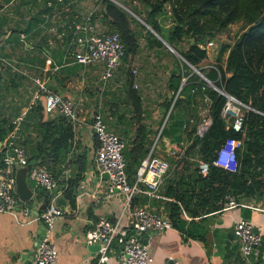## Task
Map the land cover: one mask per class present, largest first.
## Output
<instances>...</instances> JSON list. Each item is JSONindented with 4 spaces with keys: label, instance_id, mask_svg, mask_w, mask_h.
Instances as JSON below:
<instances>
[{
    "label": "crops",
    "instance_id": "obj_1",
    "mask_svg": "<svg viewBox=\"0 0 264 264\" xmlns=\"http://www.w3.org/2000/svg\"><path fill=\"white\" fill-rule=\"evenodd\" d=\"M6 2L7 0H3L4 8H0V34L7 27L10 28V33L6 38L0 36V55L13 57L19 64L28 67L35 75L46 77L49 88L78 100L79 115L85 117V120L81 121L74 130L70 147L64 157L56 165L49 163L51 166L49 170L57 177L56 184L51 188H44L40 185H34L28 177V185L32 190L31 196L25 201H20L19 205H16L11 211H0V264H26L29 261L33 254L36 239L41 236L44 230L40 208L44 201L50 200L63 210L62 214L54 219L51 234V239L57 248L58 263L93 264L97 255V248L91 243L85 242L84 232L101 216L115 219L120 213L123 196L117 189L109 193L106 180L100 177V171L93 164L92 157L96 136H94L89 125L90 114L93 109H98L107 127L123 138L125 142L123 155L125 165H127L126 173L128 179L132 180L136 166L141 159L136 153L137 150L140 146L148 149L154 138L152 137V131L156 127L154 120L160 116V104L157 102L161 98H157L159 101H156L155 97L151 95L153 88L145 85L144 87L141 86L140 89L137 80L138 87L134 88L140 96L138 113L141 116H139L134 113L131 99L125 93L124 79L127 75L126 72L129 71L126 60L129 57L121 59L112 76H110L105 89L102 85L104 81L100 76V64H81L73 60L67 48L69 32L72 28L67 24L70 23L71 18L80 19L88 14L90 9L85 10V0L75 2L76 7L73 8V5L70 10H67V18L60 17L67 24L57 32L48 29V24L46 26L41 25L42 22H45L43 21V13L47 10L43 0H30V5L33 4L32 6L28 4L29 10L23 9L25 4H16L17 1L10 4H6ZM135 3L139 5L137 2ZM102 9V4H98V1L95 0V9L92 13L93 20H99L100 17L101 21L105 22L101 16ZM145 26L150 28L147 24ZM20 29L26 31L27 40L24 43L19 41L17 36V31ZM135 32L138 35V42L141 41L140 46L144 52L146 51L148 54L154 52L161 55V58H170L169 52L164 47L149 43L145 39L143 30L141 32L136 30ZM153 34L162 39L154 30ZM161 61L167 62L161 59L156 66L150 68L149 73L156 70L161 72V68L167 73V69L171 67L164 68L160 64ZM10 69L8 65L0 62V87L4 88L0 90V120L10 119L29 102L31 97L30 95L23 105V99H21L16 88H14L13 94L9 93L8 87L10 85L18 86L23 79V76ZM170 74L167 79L168 86ZM180 84L181 78L177 88ZM156 88L159 90L160 87ZM177 88L175 90L170 88L173 95ZM163 89L161 88L160 91ZM32 90H35V85ZM190 93L193 94L191 91ZM200 99L204 101L202 97ZM165 100L160 103L165 105ZM188 101L191 104L189 110L180 115L184 118L188 116L193 118L191 114L195 115V111L192 109L196 108L198 103L194 95H189ZM169 105L166 108L164 106L165 118L156 128L155 132L158 136L162 127L167 126V115L172 107L169 108ZM146 106L152 108L150 112L145 111ZM54 116L55 114L48 113L44 115V117ZM182 123L180 126L182 138L180 140L184 141V145L180 143V140H177L179 146H176V141L172 140V136H176L179 132L176 126L172 125L170 128H166L167 133L163 132L160 136L161 150H158V154L171 162L172 172L178 170L179 167L175 163L181 157L186 156L193 159L194 166L197 163L196 158L199 157L196 145L193 151L197 153L195 158L192 157L191 153L185 154L186 132L189 128L184 130ZM140 124L143 126L141 138H139L140 134L136 133L137 126ZM193 132L195 131L192 130L191 134ZM37 136L30 126L26 127L22 122L19 135L22 144L28 137L34 139ZM24 144L27 149V143ZM134 144H136V148L134 152L130 153ZM3 148V139H0V151ZM173 149L174 152H172ZM179 150L180 156L177 155ZM75 152L83 154L86 166L76 181L72 191L73 195L69 197L63 193L61 188L62 183L65 184L62 178V165H68L66 171L69 176L72 164L77 163L72 161ZM26 153L29 155L28 150ZM171 177L165 176L155 193H150L144 186H141L140 191L133 195L132 203L145 205L168 215L170 202L173 198L171 194L165 193V188ZM240 200L243 204L220 210H210L197 216L188 214L180 207L183 216L177 225L169 226L160 232L143 230L140 236L154 259L158 260L171 255L179 264H264V199L260 196L248 195L243 196ZM22 205L29 207L25 216H22L21 208H19ZM239 217L249 219L253 229L261 233L262 241L256 257L245 256L239 249V241L232 231V225ZM128 219V213H122L119 216V224L126 225ZM117 251L116 243L113 242L109 247L108 257L100 264H120Z\"/></svg>",
    "mask_w": 264,
    "mask_h": 264
},
{
    "label": "trees",
    "instance_id": "obj_2",
    "mask_svg": "<svg viewBox=\"0 0 264 264\" xmlns=\"http://www.w3.org/2000/svg\"><path fill=\"white\" fill-rule=\"evenodd\" d=\"M117 1L100 0L103 8L101 16L109 28L119 33L124 46L123 59L132 56L139 45L138 35L132 23L143 30V35L149 43L163 45L162 40L153 34L151 28L183 56L185 59H182L183 61L197 68L205 53L204 48L199 44L205 40L206 36L213 35L216 30H224L230 22L235 20H242L244 25L232 43L221 45L220 52L223 48L228 49L224 65L217 64L215 69L210 68L205 71L210 79L217 77L218 72V84L226 92L250 106L243 112V136L231 127H226L220 116L225 96L207 87L206 91L211 100L208 109L211 121L201 135L197 132L191 134L195 127L189 128L186 132L188 142L184 151L188 155L197 145L199 157L208 161V169L206 174L199 173L196 166L190 167L186 156L175 163L180 171L172 172L171 169L169 176L172 177L169 180L166 178L168 184L165 193L171 194L173 198L168 211V217L173 226L177 225L183 216L180 207L188 214L197 216L210 210H220L225 201V194H231L236 200L248 195L260 196L264 199V0ZM27 2L30 0H18L16 4L28 6ZM128 9L137 14L141 21L131 15ZM160 14L170 19L169 26L162 25L159 19ZM69 35L71 36L70 32ZM187 37L191 38L187 46L183 49L178 48L181 41ZM180 78L179 73L172 72L169 87L175 90ZM131 80L129 73L124 79L125 93L130 97L135 109L139 111L140 96ZM191 85L192 82L189 81L181 86L167 115L168 125L162 127L159 133L161 136L163 132L167 133L170 126H176L179 132L176 136H172L176 146H179L177 140L182 138L180 126L184 119V116L180 115L183 113L180 105L189 102V95H193L189 91ZM169 103V99L165 100V108ZM46 113L40 99L28 109L23 122L38 136L34 139L28 137L23 145L26 152L27 150L29 152L27 155L29 164L31 161V164H41L50 169V164L56 165L66 154L73 137V130L64 115L55 114L54 117H44ZM11 126L10 119L0 120V139L4 138ZM142 127L140 124L136 129V133L140 134L139 138L142 137ZM230 134L241 138V145L235 152L234 169L222 168L210 162L214 149ZM95 141L94 147L97 146L96 137ZM24 143H27V149ZM135 148L136 144L130 153L134 152ZM146 151L147 147L140 146L136 153L142 158ZM72 161L77 163L72 164L71 173L66 177L67 179H64L65 184L61 185L63 193L69 197L73 195L76 181L86 166L82 153L75 152ZM126 167L127 165L125 170ZM46 203L44 201L40 209Z\"/></svg>",
    "mask_w": 264,
    "mask_h": 264
},
{
    "label": "built area",
    "instance_id": "obj_3",
    "mask_svg": "<svg viewBox=\"0 0 264 264\" xmlns=\"http://www.w3.org/2000/svg\"><path fill=\"white\" fill-rule=\"evenodd\" d=\"M2 1L0 2V8H4ZM15 1L17 0H7L6 4ZM63 1L43 0L47 6V10L43 13V21L46 20L45 17H51L53 10H59V3ZM92 13L93 10L90 9L84 17L72 19L69 24L60 18H54L55 23H47V27L57 32L66 24L70 26L72 29L70 30L71 36L68 38L67 48L73 60L81 64L100 63V76L103 81H106L112 76L114 70L121 62L124 46L119 33L109 28L108 25L99 27L92 19ZM48 19L45 22H48ZM9 29L8 27L5 28L4 32L0 34L1 38H6L9 35ZM17 36L19 41L23 43L27 40L24 29L18 30ZM211 43L212 39L206 38L200 45L206 50V47ZM0 62L8 65L12 69H10L11 71H15L21 76L27 75L31 77L35 84V90L31 93L29 102L10 118L12 126L3 138L4 148L0 154V211H11L20 203L15 190V167L17 165H27V175L34 185L51 188L57 181V177L46 166L28 163L25 147L19 140L21 124L25 120L26 113L31 105L40 99L44 110L48 114L64 115L70 123L73 132L79 123L85 120V117L79 115L78 100L62 95L60 92L49 88L46 77L35 75L26 66L19 64L13 57L0 55ZM193 68L196 69L195 67ZM198 69L196 71L200 72ZM136 71V67H132L130 74H135ZM201 75L206 82L200 85L202 90L206 84H211L219 93L225 96L224 103L220 109V116L225 126L231 127L243 136V112L245 109L250 108V106L226 92L222 86H215L207 76ZM217 77H219L218 72ZM132 82L133 86L136 87L137 83L135 81ZM182 83L183 81L181 80V84L175 91L172 99L177 95ZM195 88H197V83L191 85V90ZM202 95L206 103L205 108L207 107L208 111L211 101L210 97L206 91H203ZM189 120L191 121L192 118H189ZM210 121V116L201 118L196 124L197 129L195 130L194 128V131L201 135ZM89 125L97 139V146L94 148L92 157L93 164L98 171H107L106 187L109 193L117 189L123 196L120 213L115 219L101 216L84 232L86 243H98L97 255L93 264H100L108 257L109 247L113 242L116 243L118 248L117 258L120 264H179L171 255L160 260L154 259L149 252L148 246L142 241L140 236L143 230L160 232L169 226H173L168 215L154 208L145 205H134L132 203L133 195L140 191L141 186H144L150 193H155L163 182L164 177L171 174V162L166 157L154 152L158 134L151 141V145L149 144L150 146L145 155L139 160L132 180H129L125 170V158L123 155L125 142L123 138L107 127L98 109L92 110ZM180 143L184 145L183 140H180ZM240 145V137L228 135L223 143L214 149L210 162L222 168L234 169L236 166L235 152L236 148ZM172 152H174V149ZM177 155L180 156V150ZM196 161L198 172L206 174L208 161L201 157L196 158ZM67 166L62 165L63 179L68 176L66 171L68 169ZM238 204H243L242 200H236L231 194H225V201L221 209ZM19 208H21L22 216L28 213L29 207L27 205L19 206ZM62 212V208L52 200L47 201L41 209L40 214L44 223V230L34 246L32 257L26 264H59L57 260V248L51 239V234L53 221ZM124 212L128 213L129 221L126 225H120L119 216ZM232 231L239 241V249L242 254L256 257L259 253L262 238L261 233L253 229L252 222L247 218L239 217L234 221Z\"/></svg>",
    "mask_w": 264,
    "mask_h": 264
},
{
    "label": "rangeland",
    "instance_id": "obj_4",
    "mask_svg": "<svg viewBox=\"0 0 264 264\" xmlns=\"http://www.w3.org/2000/svg\"><path fill=\"white\" fill-rule=\"evenodd\" d=\"M1 1L2 0H0V2ZM77 1L78 0H64L62 3H59V10L58 9L53 10V14H51V17H50L51 19L49 17H45L46 20L49 18L48 22H42L41 25L46 26L47 23H50V22L55 23L54 18H60V17H66L67 18L68 17L67 16V10H70L71 6H73V5H74L73 8H75L76 4H74V3ZM96 1H98V4L100 3L99 0H96ZM30 3L31 2H27V4H29V5H30ZM85 3H86L85 10L87 11L89 9H92L94 12L95 0H88V1L85 0ZM23 9L29 10L27 5L23 6ZM128 10H129L131 15H133L139 21H141L137 14H135L131 9H128ZM72 19H75V18H71V20ZM159 19H160L162 25H164L165 27L169 26L171 23L170 19L164 14H162V15L160 14ZM94 22H96L99 27H103V25H107L106 21L105 22L101 21L100 17H99V20L94 19ZM132 25H133L134 29H136L138 31L142 30L138 25H136L134 23ZM243 28H244L243 22H242V20L239 19V20H235V21L230 22L224 30H220V29L216 30V31H214L213 35L205 37V39L211 38L212 43L206 47L204 56L200 60L199 67H198L199 68L198 70L200 72L196 71V69H197L196 66H192L191 64H188L185 61H183L182 60L183 58L180 55V53L173 46H171L169 43H167L164 39H162V42H163L162 47H164V49H166V51L169 52L170 58H168V59L161 58V55L156 54L154 52H151L149 54L146 51L144 52L140 46L141 41L139 42V45H138L137 50L135 52L136 54L134 53L135 55L129 57L126 60V62H128L126 65L128 67L129 72H130V69L132 67H136V69H137L136 73L130 74V76L132 77V81H136V83H137V80L139 81L140 89H141V86L144 87L146 85L149 88H153V93H151V95L155 97L156 101H159V100H157V98L158 99L161 98V100L159 102H157V104H160V106H159L160 107V116H158V118L154 120V124L156 125V127L152 131L153 132L152 137H155L156 128H157V126H159V124L162 122V120L165 116L164 105L161 104L162 103L161 101H163L165 99H169V102L171 101V103L173 104V99H172L173 93H172V90H170V87L168 86V80H167L170 72L172 73L173 71H176V73H179L181 75V80L183 81L182 85L187 84V82H189V81L192 82V85L197 83V88H195L194 90H191V86H190V89H189V91H191L193 93L194 98L196 99V102L198 103L196 108H193V106H192V108H193L192 111H195V115L191 114L193 117L191 121L189 120V118H191L190 116L184 118V120L182 122L183 123L185 122V123H184V127H182V128L184 130H186V129L190 128L191 126H193V127H195V130H196L197 129L196 124L201 120V118L210 116L209 111H207V109H206L207 107L205 108V106H204L205 102L202 101L200 99V97L203 96L202 93H203V91H206L207 87L213 88L215 90H216V88L213 87L211 84H206L202 90L200 85L203 83H206V82H205V79L203 78V76L201 74L206 76L205 71H207L208 69H210V68L215 69L217 67L216 66L217 64H220L222 66L224 65L225 57H226V53H227L228 49L223 48L220 52L221 45H223V44L229 45L230 43H232L233 40L236 38L237 34ZM190 41H191V38H189V37L185 38L184 40L181 41L178 48L183 49L184 47L187 46V44ZM161 59L162 60L164 59V61H167V62H162V61L160 62V64H162L164 68L167 69V67H169V66L171 67V68L167 69V73L162 68H161V72H158V70H156L154 72L149 73L150 68H152L153 66H156L157 63ZM88 64H90V63H88ZM93 64H95V63H93ZM98 64H100V63H98ZM193 67H195L196 69H194ZM126 74H129L128 71L126 72ZM109 79H110V77L104 82L101 81L102 85L104 86V89H105L106 84L108 83ZM211 80L215 86L221 87V85L218 84L219 83V77H215ZM144 82H146V84H144ZM34 85L35 84H34L31 77H29L27 75L26 76L23 75V79H21L20 84L18 86L10 85L8 87L9 88L8 90H9L10 94H13L14 88H16V90L19 91L18 93L21 95V99H23V105H24L26 103V100L29 99L31 92L33 91L32 89H33ZM136 87H138V83H137ZM156 87H160L159 90H157ZM1 88L2 87H0V90L4 89V88H2V89ZM161 88H164L163 91H160ZM17 91H16V94H17ZM197 95H198V97H197ZM190 106H191V104L189 102L182 103L180 105L181 112L189 110ZM150 107H151V105H150ZM151 109L152 108H148L147 106L145 107L146 112H150ZM133 111H134V113L139 115V113L135 109L134 105H133ZM139 116H141V115H139ZM183 123H182V125H183ZM185 141H186L185 143H187L188 139L186 138ZM156 142H157V145H156L157 148H156V146H154V152H156L158 154V150L159 151L161 150V148H160V142H161L160 135L157 137ZM150 145H151V143H150ZM193 151H194V148L191 152V155L193 158H195L197 156V153L193 152ZM187 160L189 162L190 167L194 166V163L192 161L193 159L187 158Z\"/></svg>",
    "mask_w": 264,
    "mask_h": 264
},
{
    "label": "water",
    "instance_id": "obj_5",
    "mask_svg": "<svg viewBox=\"0 0 264 264\" xmlns=\"http://www.w3.org/2000/svg\"><path fill=\"white\" fill-rule=\"evenodd\" d=\"M115 1H117V0H115ZM150 30L153 32L152 29H150ZM171 105H172V103H170L169 108L171 107ZM100 177L102 179L106 180L108 177L107 171H105V170L100 171ZM15 190H16V193H17L20 201H25L32 194V190L28 185V175H27V165L26 164L17 165L15 167ZM38 239H39V237L36 239V243H37ZM142 241L144 242L143 239H142ZM91 245H93L96 248L98 247V243H96V242L91 243Z\"/></svg>",
    "mask_w": 264,
    "mask_h": 264
},
{
    "label": "clouds",
    "instance_id": "obj_6",
    "mask_svg": "<svg viewBox=\"0 0 264 264\" xmlns=\"http://www.w3.org/2000/svg\"><path fill=\"white\" fill-rule=\"evenodd\" d=\"M183 57V56H182Z\"/></svg>",
    "mask_w": 264,
    "mask_h": 264
}]
</instances>
